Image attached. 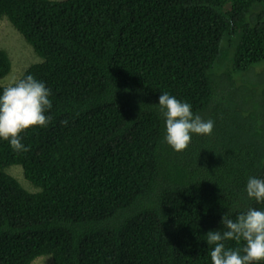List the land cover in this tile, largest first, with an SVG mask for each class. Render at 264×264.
<instances>
[{
	"label": "trees",
	"instance_id": "1",
	"mask_svg": "<svg viewBox=\"0 0 264 264\" xmlns=\"http://www.w3.org/2000/svg\"><path fill=\"white\" fill-rule=\"evenodd\" d=\"M5 18L53 119L28 152L0 140V264H211L223 216L264 210L245 190L264 179V0H0ZM165 92L212 133L174 151Z\"/></svg>",
	"mask_w": 264,
	"mask_h": 264
},
{
	"label": "clouds",
	"instance_id": "2",
	"mask_svg": "<svg viewBox=\"0 0 264 264\" xmlns=\"http://www.w3.org/2000/svg\"><path fill=\"white\" fill-rule=\"evenodd\" d=\"M51 90L43 81L27 75L3 87L0 93V140L8 141L15 152H28L21 134L34 127H47L53 117L47 113L53 107ZM159 109L165 119L166 143L177 152L187 149L192 134L210 135L214 121L193 115L191 105L167 92L159 96ZM67 124V121H63ZM246 194L257 203H264V179L249 177ZM222 230L206 235L211 264H262L264 262V210L248 208L235 217L227 214L221 220ZM235 241L242 247L231 248L226 242Z\"/></svg>",
	"mask_w": 264,
	"mask_h": 264
},
{
	"label": "rangeland",
	"instance_id": "3",
	"mask_svg": "<svg viewBox=\"0 0 264 264\" xmlns=\"http://www.w3.org/2000/svg\"><path fill=\"white\" fill-rule=\"evenodd\" d=\"M0 49L7 52L12 63V70L9 78H6L2 82L0 81L1 85L11 84V82L14 83L28 66L40 60L31 46H29L23 37L9 24L6 18L0 20ZM254 70L257 72L260 68L256 67ZM12 173L22 182L24 181L22 180L18 168H14ZM42 259H44V261L39 260L35 264H49L48 259Z\"/></svg>",
	"mask_w": 264,
	"mask_h": 264
}]
</instances>
